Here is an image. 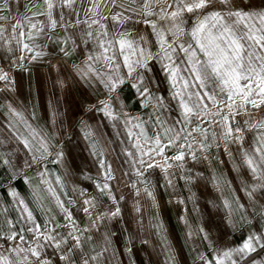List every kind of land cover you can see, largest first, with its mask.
I'll return each mask as SVG.
<instances>
[{
  "label": "snow or ice",
  "instance_id": "snow-or-ice-1",
  "mask_svg": "<svg viewBox=\"0 0 264 264\" xmlns=\"http://www.w3.org/2000/svg\"><path fill=\"white\" fill-rule=\"evenodd\" d=\"M19 4L20 0H0V48L11 54V64L22 66L26 59L32 62L44 55L36 39L40 36L51 39L48 33L57 28L66 34L63 40H56L63 56L70 55L69 44L72 50L84 46L81 49L84 60L75 66V71L85 84H100L106 90L105 99L98 101L95 110L115 130L120 151L131 170L124 175L137 178L131 185L137 197L141 195L139 185L148 183L145 173L149 170L160 169L164 173L165 187H174L175 173L170 171L174 168L180 170V178L186 183L192 181L194 175L191 169L185 168L186 161L189 158L196 163L207 161L213 145L218 150L223 145L234 170L239 171L240 165L235 164L229 149L231 144H236L242 164L251 176L240 192L253 202L250 207L256 212L252 215L258 213L264 217V118L250 116L242 125L236 121V116L249 108H264V0H132L134 7L123 0H28L24 14L17 19L13 5ZM129 23L151 29L155 51L146 36H133L126 27ZM157 65L170 86V100L175 102V107L166 103L163 95L153 94L151 85L158 86L156 79H146L147 73L156 72ZM126 81L131 82L141 106L153 107L157 113L154 117L145 120L132 116L117 105ZM0 82L4 85L0 92L12 90L14 81L3 68H0ZM209 84L213 88L205 91ZM34 121L35 114H29L27 109L7 98L0 102V148H9L0 152V166H11L9 157L15 155L12 145L25 153L28 158L24 166H35L38 177L33 196L48 216L43 224L38 223L30 202L14 186L5 189L4 194L10 200L3 208L5 215L0 216V241H3L0 264H54L46 254L49 248L58 255L59 264H76L73 254L77 251L79 264H118L116 250L107 235L84 253L85 244L92 241L90 232L98 231L105 219L121 216L120 201L124 196L113 193L111 182L116 176L105 159L106 154L115 151L112 141L105 140L87 125L82 129L101 170L94 187L108 196L112 207L97 213L95 197L87 196L86 191L80 192L79 195L86 197L80 210L88 220L81 227L61 199L64 180L57 175L53 181V173L45 163L49 157L53 164L62 163L65 154ZM150 121L155 129L152 135L148 134ZM248 131H255L256 135L250 148L245 150L243 143ZM57 134L53 132V138ZM173 149L174 153L167 155ZM23 170V167L19 169ZM212 181L219 191L222 177L213 175ZM28 182L25 177V183ZM143 192L154 199L149 188L145 187ZM45 200L54 201L63 213V225L49 214L50 210L44 207ZM67 203L75 202L68 200ZM8 205L15 216L7 215ZM223 207L229 217L234 210L248 211L239 196L232 201L223 199ZM135 210L141 211L139 207ZM61 227L67 231H58ZM188 227L187 237L191 239L194 230L191 225ZM195 232L207 241L208 252H196L194 264H259L256 257L264 251V230L251 232L233 247H216L202 227Z\"/></svg>",
  "mask_w": 264,
  "mask_h": 264
},
{
  "label": "crops",
  "instance_id": "crops-1",
  "mask_svg": "<svg viewBox=\"0 0 264 264\" xmlns=\"http://www.w3.org/2000/svg\"><path fill=\"white\" fill-rule=\"evenodd\" d=\"M26 3H28V0H20L19 6L13 5V15H15L16 12L19 13V16L23 15V11H25V9L22 11L23 7L21 4ZM15 17L17 18L16 15ZM59 30L60 28H57L55 31L48 33V36L51 37V39H47L44 36H40L36 39V44L43 48L44 55L40 59L32 62H29L26 59L22 66H16L19 71L18 74H16L14 70H11V68L14 67L9 61L11 54L7 53L5 49L0 48V68L9 72L14 81V91L20 93L21 84L30 83L29 89L32 95L28 96L27 101H29L31 107L34 105V109L36 107L35 99H33L36 97L35 91H37V95H40L39 92H44V78L49 83V95L47 93V96L44 93L41 94L42 97L39 98V101L44 107H50L51 104H53L52 112L50 114L51 118H53L52 116H57L59 120V123L57 124L59 125V129L61 131L62 145L68 148L69 153L72 151V154L75 155L76 163L80 164H78L80 167L79 170H70L69 166L66 167L67 172H70L72 175L69 176L70 174H68L69 177L74 178V172H78L83 168V171L85 169V171H87L93 178L100 179L101 170L98 168V159L92 155L90 144L84 139L82 131L85 125H87L94 132L103 136L105 140L112 141L111 147L115 149V151L106 154L105 159L106 163H110L112 165L114 175L116 176V179L111 182L113 192L119 196L121 194H123V196L124 194L128 196L131 194L133 195L135 189L131 185L137 178L132 174L124 175L125 172L131 173V170L129 169L127 163H125V158L120 151L121 145L116 138L115 130L111 127V122L108 121L102 113L95 110V106L98 105V101L105 99L106 90L100 84H93L89 86L80 79L75 71V66L80 65L81 63L75 58L80 56L79 50H81L82 47L72 50V45L69 44L68 47L70 55L67 57L63 56V54L59 52V45L56 43V40H61V38H59L61 34ZM62 35L65 37L66 34L64 31L62 32ZM76 50H78V52ZM32 83L35 84L34 87L31 85ZM0 84L3 83L0 82ZM3 87L4 85L0 88ZM11 92L12 91L0 92V102H2L5 98L13 102L14 98L12 97ZM117 105L123 106L125 109L133 105V99L132 97L129 99L127 91L120 93ZM36 109L33 112L39 115L38 108L36 107ZM251 116L264 118V108L258 110L257 113H252ZM54 119L55 117L48 123L50 130L53 132L54 130H57L53 129V127H55V124H53ZM39 124V129L46 130L42 122ZM255 135V131H249L250 144H252ZM11 148L15 151V155H11L9 157L11 166H0V216L5 215L3 213V208L6 202L10 200V198L4 194V190L9 188V186H14L20 195L25 198L26 202H30V207L33 210L34 217L37 222L43 224L48 217L42 210L41 205L36 202V199L33 196V188L36 186L38 180V177H36L35 174V166L25 167L24 161L28 157L16 145H12ZM8 150V146L0 148V152ZM64 161L66 162L67 160L63 159V162ZM22 167L24 170L23 172H20L19 169ZM47 167L51 170L53 173L52 177L55 179L58 175V170L52 169L50 166ZM245 174L247 181L250 182V173ZM25 177L28 178V183H25ZM61 177L64 179L65 190L72 194V186L69 182H67L65 176L61 174ZM186 184L187 183L184 180L185 189L180 186L179 188L175 187L177 192L184 195L185 200H187ZM62 194L64 195V192H62ZM190 198L192 200L191 203L189 202L190 204H188L187 201L186 203L187 206H189L188 210H191L192 214L183 219L171 221L166 220L167 222L162 225L164 228L162 231L163 242L169 244L170 250L172 249V240L175 241V235L173 232H176L172 231L171 226H177L180 228L177 230L179 235L182 236L183 233L185 234V241L190 242L193 249L192 256H186L185 260L182 256L178 258V256L172 254L171 252L167 254L165 245H161L162 242L158 237L159 235L153 233L154 230H152V222L146 218V216L143 217L142 211L139 213L136 212L135 209L138 207L136 202L130 209V206L132 205L131 202V205L129 206L128 202L125 201L124 208L127 212L126 218L122 217L123 211L121 209L122 212L120 217L113 218L111 220L105 219L100 225L103 235L100 234L98 240L102 239L104 235L109 237L112 248L116 250L118 264H194V256L196 252L205 254L208 252L207 241L202 239L201 234L195 232V230L200 227L204 228L205 231L209 233L213 244L216 247L238 246L235 241L234 228L241 227L244 238H246V236L251 232L255 231L253 228L255 223L260 225L258 230H264V222H262L264 221V217L260 215H258V220L254 218V224L252 226V213L256 211V209L250 207L253 202H246L248 211L242 212V220L239 219L238 221H231L229 218L225 219L224 217L208 219L209 217H206L205 214L202 213L203 204L200 201L193 202L192 194L190 195ZM61 199L63 200L62 196ZM130 199L132 198L130 197ZM212 204L215 205L214 208L217 209L218 202L215 201ZM50 206L49 201L45 200L44 207L50 210ZM65 206L68 207L66 204ZM97 206V213H101L106 208L112 207V204L108 198L102 200ZM219 206L221 213L223 210H227L223 207V205L219 204ZM8 207L9 211L7 215L15 216V212L11 205H8ZM179 210L182 211L180 207ZM49 214L52 216L51 210L49 211ZM253 217L256 216L253 215ZM138 221H140V223H138ZM185 221H187V225ZM188 225H191L194 230V235L191 239L187 237V233L189 231ZM219 233L226 235V239L223 238L225 236L222 237L224 239L222 246L219 245ZM142 241H147V243H142ZM0 243H3V241H0ZM128 248L132 249L130 253L128 252ZM49 251L51 253L50 257L54 258V264H59L58 255L54 253L51 248H49Z\"/></svg>",
  "mask_w": 264,
  "mask_h": 264
},
{
  "label": "rangeland",
  "instance_id": "rangeland-1",
  "mask_svg": "<svg viewBox=\"0 0 264 264\" xmlns=\"http://www.w3.org/2000/svg\"><path fill=\"white\" fill-rule=\"evenodd\" d=\"M123 3H125L126 5H131V6H135L134 4H132V0H123ZM22 5V11L24 10V5L25 4H21ZM21 11V13H22ZM25 11H23L24 13ZM20 13V14H21ZM15 15L17 16V19L20 18L19 13H15ZM190 15V14H187ZM187 19V16H186ZM109 26H111V21H108ZM191 21L188 20V25L190 26ZM127 28H129L132 31L133 36H136L138 38L139 35H143L146 36L150 41H152V50L155 51V37L151 35V29L147 28V26L143 25V24H127L126 25ZM59 32L61 40L64 38V36L62 35L63 29L60 28ZM82 48L84 46H81ZM91 47V45L89 46ZM78 52V50H76ZM80 56L76 57L75 59L77 61H79L80 63H82V61L84 60V54L82 53L81 50H79ZM82 54V55H81ZM73 61V60H72ZM14 67L11 68V70L14 72H16V74L19 73V71L17 70V65H13ZM156 72L155 73H147L146 74V79L151 77L153 79H156L158 81V86L156 84H152L151 85V90L153 92L154 95L160 96L163 95L165 98V102L170 104L172 107H175V102L170 100V96H171V91H170V86L167 83V81L160 75L159 73V66H156ZM130 81H126L125 84L121 87L120 89V93H122L123 91H127L128 93V97L129 99L132 97L133 99V105L129 108H126V110L129 112L130 115L132 116H140L142 118H144L145 120H149L150 117H154L155 114L153 111V107L151 105H149L148 107H143L140 104L139 98L136 95L135 89H133L130 86ZM2 87L3 84H0ZM33 87L35 86L34 83L31 84ZM30 83H23L21 84V92H16L14 91V87L12 86V97L14 98L13 102L14 105H17L23 109H27V112L29 114L34 113L33 111L36 109V107L38 108L39 111V115L35 114V121H34V125L39 127V123L42 122L43 126L45 127L46 130L45 133H47L49 135V139L51 140L52 144H54L56 146V148L58 149H62L64 152V159H66L67 161L62 162V163H56L53 164L51 163V159L52 157H49L48 160L45 161V163L47 164V166H50L52 169H56L58 170V176L61 177V174L63 176H65L67 182H69V184L72 186V194L69 193L68 191L65 190V188L63 189L64 195L61 193V196L65 202V204L68 206V208L72 211L74 218L76 219V221L78 222V224L83 227L85 225H87L88 220L87 217L82 213V211L80 210V205L82 204L83 199H85V196H81L79 195L80 192H84L86 191L87 196H91V197H95L96 200V208L98 207V203H100L102 200L108 199V196L105 194H101L99 193L96 188L94 187V181L99 180L96 178H93L92 176H90L88 174L87 171H83L82 170L78 171V172H74V178L73 177H69L72 176L70 172H67V166H69L70 170H79V166L76 163V158L75 155L71 153H69L68 148H66V146H63V142H62V138H61V131L59 129V125L57 123H59V120L57 118V116H52L53 118L55 117V127H53V129H57L54 130V132L58 133L57 135H55V137L53 138L52 133L53 131L50 130V127L48 125L49 121H51L53 118H51V112H52V106L53 104H51V106H42V103L39 101V98H41V94H48L50 93V89H49V83L47 82V80L44 78V92H39L40 95H37V91H35L36 93V97H34L33 99H35V109H34V105L32 102V107L31 104L29 103V101H27L28 96L32 95V93L30 92ZM213 88V85L209 84L207 88H205V91H208L209 89ZM19 89V88H18ZM34 91V90H33ZM46 94V96H47ZM226 99V98H225ZM41 104V105H40ZM50 105V104H48ZM29 106V107H28ZM37 110V109H36ZM260 110V109H259ZM41 112V113H40ZM258 110H254L249 108V110L247 112H241L239 115L236 116V121L239 122L241 125L243 124V121L248 119L252 113H257ZM42 114V115H41ZM175 117V112L172 114V118ZM171 121V118H170ZM37 124V125H36ZM206 127L208 126L207 124L205 125ZM212 127H215L214 125ZM155 131V129L152 127L151 121L149 122L148 125V134L152 135L153 132ZM251 146L250 141H249V131L245 133V138H244V143H243V148L245 150L249 149ZM230 151L233 153V157L235 158V164L236 165H240V170L236 171L234 170L233 167V161L229 159V157L224 153L223 151V145H221L220 149L218 150L215 145H213L212 148H210L208 156H209V160L207 161H203L201 160V162L196 163L193 162L190 158L186 161L185 163V168L186 169H191L193 175H194V179L190 182H188L186 184V191H187V203L190 204L191 203V198L190 195L192 194L193 196V202H197L200 201L203 204V210L202 213L205 214L206 217H209L208 219H215V218H222L224 217L225 219H230L231 221H238L239 219L242 220V211H237L234 210L233 214L231 217L228 216L227 214V210H223V212L221 213V209H220V205H223V199L227 198L230 201L234 200L235 197L239 196L240 197V202L244 203L246 205V202L249 201L252 203V201L248 200L246 197H244L243 193L240 192V188L243 186V183L248 182L247 178L245 177V173L249 174V171L246 169V167L243 166L242 164V160H241V152L239 149V146L236 144H231L229 146ZM175 149L168 151L167 155H172L174 153ZM199 155V153H198ZM75 160V162H74ZM221 161H223V163H221ZM80 165V164H79ZM202 167V168H201ZM170 171H173L175 173V179H174V187H165V179H164V173L160 171V169H153V170H149L148 172L145 173V178L147 179L148 183L145 184H141L139 185V187L141 188V195L139 197H137L135 194H131L130 196L124 194V199L120 201V207L122 209V217L126 218V209L124 208L125 206V201L128 202L130 209L132 208V206H134L135 202L137 204L138 207L141 208L142 211V215L143 217L146 216V218H148L153 226H152V230L154 234L159 235V239L162 242L161 245L163 244V246L165 245V249L168 253H172L176 256H178V258H180V256L183 257V259L185 260L186 256H192V252L193 249L190 245V242L185 241V234L183 233L182 236L179 235V233L177 232L178 229H180L177 226H171L172 231H176L173 232L175 235V241L172 240V249L170 250L169 248V244L168 243H164L163 238H162V234H163V224L167 221H171V220H176V219H183V218H187L188 215L192 214V211L189 210V212H185V211H180L178 204H179V200L177 197H184V195L180 192H177L175 190L176 188L182 187L183 189H185V185H184V179L180 178V172L179 169H172ZM196 173H200L201 175L196 176ZM68 174H70L68 176ZM57 175V174H56ZM185 175H187V172H185ZM216 175L218 177H222V182L220 185V190H217V187L215 186V184L212 181V176ZM89 177H91V179H89ZM62 178V177H61ZM53 181L55 180L52 177ZM63 179V178H62ZM64 180V179H63ZM251 181V180H250ZM228 182H231L230 186L228 184ZM147 187L149 188L152 192H153V197H149L146 194H144L143 189ZM233 189H235L236 191H233ZM114 193V192H113ZM135 193V191H134ZM115 194V193H114ZM190 194V195H189ZM117 197H119L118 194H115ZM259 195V194H258ZM155 196L158 199L159 205H160V212L158 211L156 204H155ZM65 197V198H64ZM130 197L132 199H130ZM185 198V197H184ZM66 199V200H65ZM126 199V200H125ZM68 200H72L75 203L74 204H68L66 201ZM132 200V201H131ZM218 202V207L217 209L214 208L215 205H213L212 203H214L215 201ZM131 202V204H130ZM190 202V203H189ZM49 204L51 205V212H52V216L55 219V222L63 225L64 224V216L63 213L55 207V203L54 201L49 202ZM189 207V206H188ZM213 207V208H212ZM95 208V210H96ZM233 208L235 209V204H233ZM97 212V211H96ZM194 212V211H193ZM256 212V211H255ZM223 214V216H222ZM258 213L254 216L256 217H251V219H253L251 222L252 226L254 224V218H256V220H258ZM48 217V216H47ZM262 219V218H261ZM167 220V221H166ZM173 222V221H172ZM264 222V221H262ZM173 224V223H171ZM255 226L253 227L255 229V231L258 230V228L260 227L259 224L255 223ZM61 232H66L67 229L61 227L60 229H58ZM220 230V229H218ZM90 234L92 235V241L88 242L87 244H85L84 246V253L87 254L91 247H94L98 237H100V234L103 235L100 227L99 230H92L90 232ZM234 234H235V241L236 244H241L242 241L244 240V236L241 230V227L239 228H234ZM225 236V237H223ZM226 239V235H222L219 233V245L222 246L223 242V238ZM31 238V237H29ZM177 241V243H176ZM71 243V242H70ZM46 254L49 256L50 259H54L51 258V253L49 251V249H47ZM74 259H76V264H79V255L80 252L77 251L74 254ZM256 255V254H254ZM259 264H264V251L260 252L259 255L256 257Z\"/></svg>",
  "mask_w": 264,
  "mask_h": 264
},
{
  "label": "bare ground",
  "instance_id": "bare-ground-1",
  "mask_svg": "<svg viewBox=\"0 0 264 264\" xmlns=\"http://www.w3.org/2000/svg\"><path fill=\"white\" fill-rule=\"evenodd\" d=\"M209 160V159H208ZM65 198V197H64ZM178 200H179V204L178 206L181 208L182 211H185V212H189L188 210V206H187V203H186V200L184 197H177ZM66 200V199H65ZM181 201H183V203H181ZM67 202V201H66ZM155 204H156V207L158 209V211L160 212V205H159V202H158V199L157 197L155 196Z\"/></svg>",
  "mask_w": 264,
  "mask_h": 264
}]
</instances>
